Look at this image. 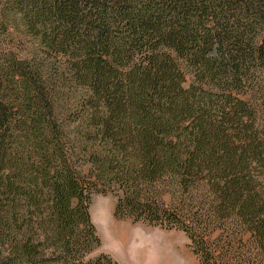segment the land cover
<instances>
[{
  "label": "trees",
  "instance_id": "obj_1",
  "mask_svg": "<svg viewBox=\"0 0 264 264\" xmlns=\"http://www.w3.org/2000/svg\"><path fill=\"white\" fill-rule=\"evenodd\" d=\"M95 195L264 264V0H0V264H119Z\"/></svg>",
  "mask_w": 264,
  "mask_h": 264
},
{
  "label": "rangeland",
  "instance_id": "obj_2",
  "mask_svg": "<svg viewBox=\"0 0 264 264\" xmlns=\"http://www.w3.org/2000/svg\"><path fill=\"white\" fill-rule=\"evenodd\" d=\"M115 205L112 195L93 198L90 212L102 243L94 257L105 253L118 263L128 260L132 264H199L184 232L135 223L132 219L118 220L114 217Z\"/></svg>",
  "mask_w": 264,
  "mask_h": 264
},
{
  "label": "crops",
  "instance_id": "obj_3",
  "mask_svg": "<svg viewBox=\"0 0 264 264\" xmlns=\"http://www.w3.org/2000/svg\"><path fill=\"white\" fill-rule=\"evenodd\" d=\"M122 262V263H121ZM132 264L131 262H129L128 260H119V264Z\"/></svg>",
  "mask_w": 264,
  "mask_h": 264
}]
</instances>
